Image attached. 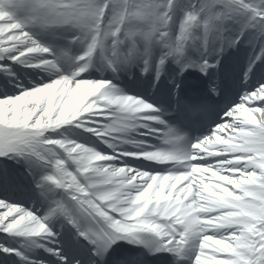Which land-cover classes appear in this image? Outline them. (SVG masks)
Here are the masks:
<instances>
[{
  "label": "snow or ice",
  "instance_id": "1",
  "mask_svg": "<svg viewBox=\"0 0 264 264\" xmlns=\"http://www.w3.org/2000/svg\"><path fill=\"white\" fill-rule=\"evenodd\" d=\"M0 264H264V0H0Z\"/></svg>",
  "mask_w": 264,
  "mask_h": 264
}]
</instances>
